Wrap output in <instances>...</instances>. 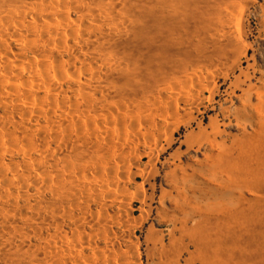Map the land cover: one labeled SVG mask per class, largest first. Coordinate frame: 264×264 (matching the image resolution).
Listing matches in <instances>:
<instances>
[{"label": "bare ground", "instance_id": "bare-ground-1", "mask_svg": "<svg viewBox=\"0 0 264 264\" xmlns=\"http://www.w3.org/2000/svg\"><path fill=\"white\" fill-rule=\"evenodd\" d=\"M259 1L251 10L254 0H205V13L188 28L185 66L167 73L162 89H144L143 99L128 105L109 101L98 72L106 65L125 70L117 43L133 21L143 23L136 10L145 0H0V264H140L131 239L135 219L126 206L127 185L143 173L140 157L158 158L167 126L212 98L216 81L240 55L262 69L254 92L242 91L234 117L244 124L242 140L264 147ZM159 4L174 12L172 0ZM249 16L259 40L251 54L244 23ZM226 156L221 165L213 156L205 163L227 173L235 163ZM252 169L264 170L263 156ZM218 175V186L228 188ZM189 192L180 190L184 198L175 208L190 207L192 215L173 214L174 224L186 227L196 217L197 231L212 219L216 227L218 216H208L223 207H205ZM50 223L67 229L51 232ZM196 249L200 264H221L217 234L200 238Z\"/></svg>", "mask_w": 264, "mask_h": 264}, {"label": "rangeland", "instance_id": "rangeland-1", "mask_svg": "<svg viewBox=\"0 0 264 264\" xmlns=\"http://www.w3.org/2000/svg\"><path fill=\"white\" fill-rule=\"evenodd\" d=\"M172 1L174 12L160 5L161 0H145L138 5L136 13L139 11L143 23L133 21L127 37L117 43V58L125 64V70L113 71L106 65L98 72L99 84L106 88L110 102L130 105L136 99L142 100L144 89H162L167 73L185 66L188 31L199 13H205V0ZM254 1L251 10L260 2ZM207 2L210 5L213 0ZM244 23L251 54L259 41L257 23L252 16ZM250 63L240 55L233 68L216 81L212 98H205L198 110L181 113L167 126L155 161L140 157L143 173L137 172L127 185L126 202L135 219L131 239L138 246L140 264H158L160 260L167 264H200L197 241L216 234L221 264H264V170L252 169L255 158L264 157V147L258 149L242 140L244 124L237 123L233 113L241 106L242 91L253 87L254 92L259 85L262 67L248 66ZM251 100L256 101L254 95ZM245 130L251 132L248 125ZM226 155H231L235 163L227 173L205 163L213 156L221 165ZM217 171L218 176L229 181L228 188L218 186ZM182 189L190 191L189 195L195 192L196 202L205 207L211 202L223 207L218 215L208 216H218L216 227L212 219L197 231L196 217L188 219L186 227L179 221L174 224L173 214L177 218L185 212L192 215L190 207L175 208L176 201L184 198L180 195ZM138 190L141 195L135 196ZM61 228L67 229V225L49 224L51 232Z\"/></svg>", "mask_w": 264, "mask_h": 264}]
</instances>
